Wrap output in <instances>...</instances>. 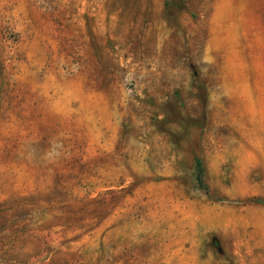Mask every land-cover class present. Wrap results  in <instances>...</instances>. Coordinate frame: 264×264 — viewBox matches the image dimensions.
Wrapping results in <instances>:
<instances>
[{
    "label": "rangeland",
    "instance_id": "1",
    "mask_svg": "<svg viewBox=\"0 0 264 264\" xmlns=\"http://www.w3.org/2000/svg\"><path fill=\"white\" fill-rule=\"evenodd\" d=\"M213 1L0 0V264H264V0Z\"/></svg>",
    "mask_w": 264,
    "mask_h": 264
},
{
    "label": "crops",
    "instance_id": "2",
    "mask_svg": "<svg viewBox=\"0 0 264 264\" xmlns=\"http://www.w3.org/2000/svg\"><path fill=\"white\" fill-rule=\"evenodd\" d=\"M230 4L229 0H214L211 5L208 29L215 39L226 40L233 37L232 30L256 29L257 17L261 14L259 8L250 12H244L242 9L231 12L229 10ZM258 93L263 95L264 100V87Z\"/></svg>",
    "mask_w": 264,
    "mask_h": 264
},
{
    "label": "trees",
    "instance_id": "3",
    "mask_svg": "<svg viewBox=\"0 0 264 264\" xmlns=\"http://www.w3.org/2000/svg\"><path fill=\"white\" fill-rule=\"evenodd\" d=\"M194 169H195V173H194V177H195V181L198 184V186L200 188L205 189V185L202 181V167H201V161L198 157L194 158Z\"/></svg>",
    "mask_w": 264,
    "mask_h": 264
}]
</instances>
